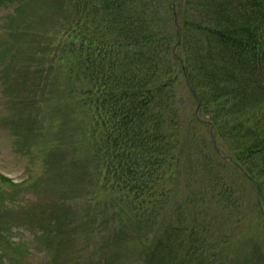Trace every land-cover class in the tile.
Masks as SVG:
<instances>
[{"label": "trees", "instance_id": "16d2710c", "mask_svg": "<svg viewBox=\"0 0 264 264\" xmlns=\"http://www.w3.org/2000/svg\"><path fill=\"white\" fill-rule=\"evenodd\" d=\"M55 7L66 18L55 57L74 75L68 98H76L117 211L143 217L142 226L154 222L172 191L190 183L194 125L202 123L212 141L200 143L199 162L238 170L264 217V0H55ZM180 77L196 104L189 120L175 93ZM168 228L147 256L176 249Z\"/></svg>", "mask_w": 264, "mask_h": 264}, {"label": "rangeland", "instance_id": "374dc122", "mask_svg": "<svg viewBox=\"0 0 264 264\" xmlns=\"http://www.w3.org/2000/svg\"><path fill=\"white\" fill-rule=\"evenodd\" d=\"M64 14L55 0H0V174L9 179L0 181V264H264L256 191L238 170L203 168L199 145L212 138L202 123L190 183L172 191L154 222L117 211L68 98L74 75L55 57ZM175 93L181 118L195 117L183 77ZM172 225L176 249L147 256Z\"/></svg>", "mask_w": 264, "mask_h": 264}]
</instances>
